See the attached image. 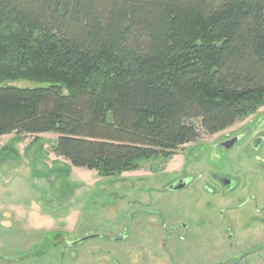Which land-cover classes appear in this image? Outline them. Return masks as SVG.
Listing matches in <instances>:
<instances>
[{
	"label": "trees",
	"instance_id": "trees-1",
	"mask_svg": "<svg viewBox=\"0 0 264 264\" xmlns=\"http://www.w3.org/2000/svg\"><path fill=\"white\" fill-rule=\"evenodd\" d=\"M9 81L39 86L0 87V137L121 178L264 106V0H0Z\"/></svg>",
	"mask_w": 264,
	"mask_h": 264
},
{
	"label": "rangeland",
	"instance_id": "rangeland-1",
	"mask_svg": "<svg viewBox=\"0 0 264 264\" xmlns=\"http://www.w3.org/2000/svg\"><path fill=\"white\" fill-rule=\"evenodd\" d=\"M4 86L34 88L39 85L9 81L0 85ZM259 120H264V106L221 133L208 135L202 132L198 142L179 148L171 160L161 157L143 162L140 170L124 173L121 178H102L95 171L74 167L71 173H67L69 163L54 153L56 134L26 135L22 142L13 145L15 134L0 137V154L7 146L16 149L13 159L0 162V255L27 257V261H23L25 264H50V260L59 254L58 248L63 245V240H67L79 242L66 252L68 264H139L132 261L139 254L125 245L122 237L126 236L133 221L138 223L142 219L141 210L148 208L142 203L161 198L162 192L171 193L168 190L170 186L188 177L193 183L188 191L175 196L168 193L163 198H177L172 205L177 224H187L189 231L195 232L197 217L193 212L205 209L204 199H209L212 192L206 188L210 182L209 175L234 169L232 156L218 148V142L228 135L251 128ZM36 139L39 142L33 146ZM191 193L202 199V205L198 199L200 205L196 207L194 202L187 216L183 213L185 199L191 197ZM149 211L156 221V207H150ZM154 224L156 231L157 222ZM142 232L144 228L140 227L139 238ZM176 232L178 238L189 234L185 229ZM162 235L168 239L167 234ZM93 236L100 238H89ZM86 238L88 240L82 241ZM199 239L196 243H205V237ZM182 246L180 243L179 250L176 248L173 252L180 255L186 249ZM215 249L214 260L204 253L201 256L195 253L197 257L193 264L218 261L222 248L219 245ZM194 250L203 252L201 247ZM72 253L80 254V259L73 260L75 263L70 262ZM151 254H156V251ZM153 261L146 260L143 264H154ZM252 264H264V261Z\"/></svg>",
	"mask_w": 264,
	"mask_h": 264
},
{
	"label": "flooded vegetation",
	"instance_id": "flooded-vegetation-1",
	"mask_svg": "<svg viewBox=\"0 0 264 264\" xmlns=\"http://www.w3.org/2000/svg\"><path fill=\"white\" fill-rule=\"evenodd\" d=\"M263 122L264 120H259L251 128H245L233 135H228L224 140L218 142L217 147L228 153V156H232L234 169L225 173L209 175L210 182L206 188L212 191V196L208 193L210 198L204 199L205 209L193 212L197 217L195 232L193 230L190 232L187 224H177V218L172 212V205L177 201V198L167 197L168 201L167 198H163V195L166 196L170 192L160 193L161 198H155L150 201L151 203H142L148 208H143L140 212L142 219L138 223L141 224V228H144L141 239L138 237L140 227L135 221L129 227L126 236L122 237L124 244L129 248L132 247L131 250L137 251L139 254L137 259L135 260L134 257L132 261L143 264L146 260L153 259L154 264H193L196 257L202 255L201 253L214 260L217 251L215 248L219 245L222 248V253L218 255L220 256L218 261H214L212 264H252L254 261H264ZM233 141H236L235 145L228 149ZM192 184L188 177H184L177 180L168 190L171 191L170 195L172 196L182 195L191 188ZM182 185L184 188L179 189ZM211 185H214L213 189ZM198 199L201 198H197L191 193V197L185 199L186 205L183 213H187L189 216V210L192 209L194 202L196 207L198 204L200 205L197 203ZM153 206L157 209L156 221L152 219L150 211L147 212V209ZM148 214L151 216L150 218L147 216ZM154 222H157L158 225H156V231L153 228ZM184 229L189 234L178 238L176 231H184ZM162 233L167 234L168 239ZM201 237H205V243H196ZM95 238H100V236ZM179 242L183 243L182 247L186 248L185 251L180 249V251H184L180 255L176 251L173 252L179 247ZM78 243L63 240V245L58 248L59 254L56 259L50 260V264H68L66 252L73 244L75 246ZM200 247L203 248V252L194 250V248ZM158 248L160 249L159 254L157 253ZM161 248H163V252ZM153 250L156 251V254H151ZM195 253H197L196 257ZM227 253L230 254L227 255ZM9 255H0V263L25 264L23 261H27V257L24 259ZM70 257V262L75 263L73 260L80 259V254L72 253Z\"/></svg>",
	"mask_w": 264,
	"mask_h": 264
},
{
	"label": "water",
	"instance_id": "water-1",
	"mask_svg": "<svg viewBox=\"0 0 264 264\" xmlns=\"http://www.w3.org/2000/svg\"><path fill=\"white\" fill-rule=\"evenodd\" d=\"M236 141H237V140H236ZM236 141H233V142L230 144V146L228 147V149H230L231 147H233V146L235 145ZM182 186H183V187H182ZM182 186L179 187V189L184 188V185H182ZM95 237H97V236H93V237H89V238H95ZM86 240H88V239L86 238V239H84V240H82V241H86Z\"/></svg>",
	"mask_w": 264,
	"mask_h": 264
},
{
	"label": "crops",
	"instance_id": "crops-1",
	"mask_svg": "<svg viewBox=\"0 0 264 264\" xmlns=\"http://www.w3.org/2000/svg\"><path fill=\"white\" fill-rule=\"evenodd\" d=\"M41 225V224H40Z\"/></svg>",
	"mask_w": 264,
	"mask_h": 264
}]
</instances>
